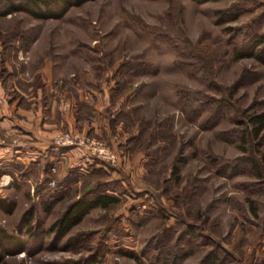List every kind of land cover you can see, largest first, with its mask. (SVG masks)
<instances>
[{"label": "rangeland", "instance_id": "1", "mask_svg": "<svg viewBox=\"0 0 264 264\" xmlns=\"http://www.w3.org/2000/svg\"><path fill=\"white\" fill-rule=\"evenodd\" d=\"M220 10L236 17L220 21ZM255 34L264 0H87L60 17L0 15L1 71L44 70L59 119L73 120L51 141L67 161L49 155L1 179L16 206L0 207V225L27 245L7 263L200 264L213 251V264H264V127L252 121L264 113V62L235 53ZM64 132L85 142L56 143ZM100 190L117 202L56 240L52 223ZM32 206L36 238L21 225Z\"/></svg>", "mask_w": 264, "mask_h": 264}, {"label": "crops", "instance_id": "2", "mask_svg": "<svg viewBox=\"0 0 264 264\" xmlns=\"http://www.w3.org/2000/svg\"><path fill=\"white\" fill-rule=\"evenodd\" d=\"M2 45L0 42V59ZM9 68V73H5L13 79L7 78L0 68V130L8 139V143L0 146V183L2 179L8 184L20 166L26 169L39 164L42 167L49 155L67 161L65 155L68 151L61 152L58 147H51V141L61 126L73 125L68 112L66 120L59 119V93L55 92L57 89L51 80L45 84L44 70L36 69L27 76L20 69L12 70L10 64ZM66 166L64 162L61 165L63 168ZM25 180L30 181L29 178Z\"/></svg>", "mask_w": 264, "mask_h": 264}, {"label": "trees", "instance_id": "3", "mask_svg": "<svg viewBox=\"0 0 264 264\" xmlns=\"http://www.w3.org/2000/svg\"><path fill=\"white\" fill-rule=\"evenodd\" d=\"M87 0H0V15L25 10L39 17H60L69 7L79 5ZM221 14L220 21H228L236 16H229V12L219 11ZM236 57L254 56L261 62H264V35L255 34L252 42L245 44L243 47L235 48ZM256 124V134H259L264 127V113H257L252 117ZM117 196L111 192L100 190L95 195L84 196L74 200L51 225V230L56 233L55 239H62L69 229L79 222L81 218L92 208L97 206L109 207L117 202ZM53 201L46 202V209L49 210ZM15 200L8 196L0 197V207L7 212L15 209ZM34 208L26 209L21 218V225L28 227L30 235L37 237L33 226ZM189 229L186 233H191ZM27 250L25 239L14 232L9 231L0 225V264H8L5 260L7 255H15L21 251ZM215 252H209L200 264H213L216 260ZM179 256H173L168 264H177Z\"/></svg>", "mask_w": 264, "mask_h": 264}, {"label": "built area", "instance_id": "4", "mask_svg": "<svg viewBox=\"0 0 264 264\" xmlns=\"http://www.w3.org/2000/svg\"><path fill=\"white\" fill-rule=\"evenodd\" d=\"M55 142L58 144H74L78 143L77 140H80L82 143H84V139H81L79 136L74 135L70 132H64L56 135L54 138ZM6 141L5 135L0 131V145L3 144ZM90 147L94 150V152L97 154L98 157L105 159V160H111L113 162L117 161V157L112 152V150L107 147L102 142H91Z\"/></svg>", "mask_w": 264, "mask_h": 264}]
</instances>
